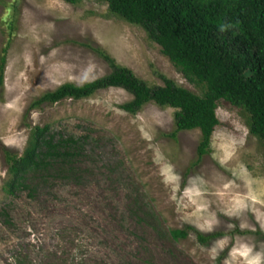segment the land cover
Segmentation results:
<instances>
[{
    "label": "rangeland",
    "instance_id": "obj_1",
    "mask_svg": "<svg viewBox=\"0 0 264 264\" xmlns=\"http://www.w3.org/2000/svg\"><path fill=\"white\" fill-rule=\"evenodd\" d=\"M15 32L10 35V23ZM0 264H264V141L248 116L222 103L209 153L201 131L176 129L171 107L121 105L123 88L33 106L66 83L111 73L97 49L149 84L156 73L197 94L145 30L104 0H0ZM79 143L65 170L37 175V189L8 193L5 151L22 154L32 128ZM72 168V170H69ZM186 229L185 238L171 231ZM219 233V234H218ZM199 234L214 235L201 241ZM216 234V235H215Z\"/></svg>",
    "mask_w": 264,
    "mask_h": 264
},
{
    "label": "trees",
    "instance_id": "obj_2",
    "mask_svg": "<svg viewBox=\"0 0 264 264\" xmlns=\"http://www.w3.org/2000/svg\"><path fill=\"white\" fill-rule=\"evenodd\" d=\"M64 1L74 5L81 2ZM104 1L114 16L144 29L184 77L201 89V94L162 73L156 74L163 85L149 84L97 49L111 66V73L82 85L66 83L45 93L33 106L66 98L78 100L112 87L123 88L132 95L130 101L121 105L124 111L137 114L150 102L175 109L176 129L170 136L175 138L180 131L199 129L200 159L210 151L220 124L217 109L226 103L241 109L248 116L250 132L264 141V0ZM14 32L15 24L11 22L9 34ZM9 45L10 41L0 59V87L4 83ZM78 143L72 137L64 139L59 132L52 133L48 125L33 127L21 155L5 151L8 173L12 176L5 186L7 192L29 189L32 194L37 189L36 176L42 175L45 180L44 173L53 166L66 165L75 155L69 150ZM60 166L56 171L65 170ZM0 218L10 222L6 208L0 211ZM171 235L175 239L185 238L187 230L175 229ZM213 236L199 234V239L205 242Z\"/></svg>",
    "mask_w": 264,
    "mask_h": 264
},
{
    "label": "clouds",
    "instance_id": "obj_3",
    "mask_svg": "<svg viewBox=\"0 0 264 264\" xmlns=\"http://www.w3.org/2000/svg\"><path fill=\"white\" fill-rule=\"evenodd\" d=\"M221 31H223V29H221Z\"/></svg>",
    "mask_w": 264,
    "mask_h": 264
}]
</instances>
